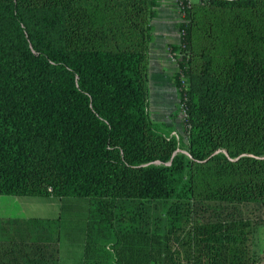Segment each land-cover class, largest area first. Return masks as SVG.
<instances>
[{"label":"trees","instance_id":"1","mask_svg":"<svg viewBox=\"0 0 264 264\" xmlns=\"http://www.w3.org/2000/svg\"><path fill=\"white\" fill-rule=\"evenodd\" d=\"M161 1L0 0V196L82 208L78 264H264V0H176L189 157L147 113ZM63 211L0 218V264H60Z\"/></svg>","mask_w":264,"mask_h":264},{"label":"crops","instance_id":"2","mask_svg":"<svg viewBox=\"0 0 264 264\" xmlns=\"http://www.w3.org/2000/svg\"><path fill=\"white\" fill-rule=\"evenodd\" d=\"M176 7V0L161 1L151 21L152 36L148 44L147 113L150 120L159 126L160 130L163 129L168 133L170 131L175 132L179 128L174 119L178 107V92L174 82L177 65L170 53V47L179 43L177 29L179 19ZM150 112H153L154 115H149ZM38 198L9 197L8 200H0V218H26L20 216L27 214L26 211L30 210L32 201ZM42 199L55 200L52 197ZM45 210H48V208ZM75 241V247L80 248L81 239L76 237ZM61 256L60 264L79 263L80 254L72 263L66 261V259L62 260Z\"/></svg>","mask_w":264,"mask_h":264},{"label":"rangeland","instance_id":"3","mask_svg":"<svg viewBox=\"0 0 264 264\" xmlns=\"http://www.w3.org/2000/svg\"><path fill=\"white\" fill-rule=\"evenodd\" d=\"M177 8V7H176ZM178 12V11H177ZM149 107V105H148ZM155 113V112H154ZM153 112L149 115H152ZM154 115V114H153ZM175 121L178 125V130H176L175 132L178 134V136L180 137V142H179V149L180 150H184L185 149V144L183 143V140L181 141V138L183 136V132H182V123L179 120L178 117V112H176L175 116ZM161 133L164 134H171L173 132H169L168 131H164L163 129H161ZM31 198H35V197H31ZM0 200H8L7 197L5 196H0ZM33 200V199H32ZM33 203L30 204V210L26 211L27 214H22L20 217H36V218H45V217H58L61 213V210L63 209V218L65 219L64 224H65V228L63 229V237H62V243H61V254L62 255L61 259H66V261L72 263L74 260H76L77 256L80 254L81 248H77L75 247L76 245V235L73 233L70 241H67L68 238V233L66 231L68 230H73V232L76 230V226L73 224H76L75 222L72 221L73 216L74 215H80V212L83 210L82 208H74V206H69V203L66 202V205L64 207V205L62 204V200L59 199H55L53 201L47 200V199H35V201H32ZM51 207V209H50ZM46 208H48V210H45ZM68 219V220H67ZM71 219V220H70ZM73 222V223H72ZM72 223V225H68ZM256 251L260 252L263 250L264 248V235L262 233L258 234L256 236Z\"/></svg>","mask_w":264,"mask_h":264},{"label":"built area","instance_id":"4","mask_svg":"<svg viewBox=\"0 0 264 264\" xmlns=\"http://www.w3.org/2000/svg\"><path fill=\"white\" fill-rule=\"evenodd\" d=\"M177 11H178V12H177V14H178V19H179V22H180V21H181V18H182V15H181V13H180V9L178 8V6H177ZM178 33H179V32H178ZM181 35H182V33L180 32V33H179V38H180ZM171 56H172V55H171ZM182 56H183V54H178L176 57H173V56H172V59H173L174 63H176V65H177L178 60H179ZM179 82H180V85H181V86L178 87V91L185 87V82H184V79H183L182 77L180 78ZM177 109H178V117H179V120H180V122H181L182 124H184L185 121H186V118H187V114H186V110H185V105H184V103H183V102H178V107H177ZM168 137H169V138L173 137V138H175V140L177 141V150H176V153H178V154H183V155L189 157V154H188V152H187L185 149H184V150H180V149H179L180 137L178 136V134H177L176 132H173V133L169 134ZM182 140H183V143H184V144H187V136H186V135H183V136H182L181 141H182Z\"/></svg>","mask_w":264,"mask_h":264}]
</instances>
